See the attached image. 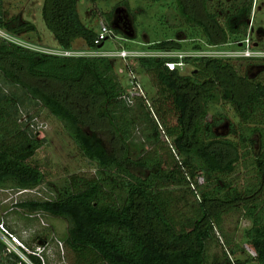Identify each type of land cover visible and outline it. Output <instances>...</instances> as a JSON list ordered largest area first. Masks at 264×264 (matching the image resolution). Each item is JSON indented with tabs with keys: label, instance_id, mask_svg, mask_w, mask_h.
Segmentation results:
<instances>
[{
	"label": "trees",
	"instance_id": "trees-1",
	"mask_svg": "<svg viewBox=\"0 0 264 264\" xmlns=\"http://www.w3.org/2000/svg\"><path fill=\"white\" fill-rule=\"evenodd\" d=\"M78 1L43 0L42 19L62 49H74L79 39L87 48L97 49L103 41H97L99 32L82 21ZM175 1L181 16L189 25L200 27L210 45L245 34L253 4V0H232L221 17L200 0L204 16L200 17L193 0ZM12 21H6L0 11V29L12 34L35 31L31 22H20L18 17ZM180 48L174 40L152 46L165 51ZM167 60L149 56L139 57L137 63L152 80L156 89L152 109L181 156L171 170L161 160L133 161L126 152L118 157L98 133L96 123L108 126L125 147L136 124L132 108L144 102L137 99L133 106L124 102L125 89L112 59L45 53L0 39L1 81L22 87L21 95L0 91V189H36L44 183L38 167L26 161L44 139L28 136L17 121L18 106L27 101L46 108L81 154L96 164L91 177L72 175L60 188L46 185V198H29L15 205L67 219L68 235L62 240L74 253L75 263L205 264L206 241L212 238L213 228H221L222 215L236 209L251 220L244 237L254 251L252 260L264 264V79L239 75L229 59L187 57L186 64L192 66L188 74L169 70ZM220 99L236 114L237 140L215 132L220 120L207 119L208 106ZM143 116L147 118L146 113ZM149 125L155 135V123ZM236 133L230 127L229 134ZM257 142L259 152L246 164L256 168V183L239 188L227 182L225 178L249 154L248 147ZM178 164L199 192L198 215L179 229L168 215L165 189L187 184ZM199 175L204 178L201 184ZM26 255L40 264L34 255ZM0 264L27 263L7 252L0 239Z\"/></svg>",
	"mask_w": 264,
	"mask_h": 264
},
{
	"label": "rangeland",
	"instance_id": "rangeland-1",
	"mask_svg": "<svg viewBox=\"0 0 264 264\" xmlns=\"http://www.w3.org/2000/svg\"><path fill=\"white\" fill-rule=\"evenodd\" d=\"M231 2L232 0H205V7L209 12H216L222 17ZM42 3L43 0H0V11L6 21L13 22L12 17H18L20 22L28 21L35 25V31H21L18 34L0 29V39L45 53L66 55H97L123 48L141 53H155L160 50L152 49V46L165 40H174L179 43L181 48L177 51L184 53L216 51L230 55L232 51H240L246 40L254 50L264 52V0H253L245 34L235 39L230 38L218 45L208 44L201 28L191 26L185 21L175 0L156 2L151 0H79L77 9L82 21L97 32L105 25L111 30L112 36L102 42V46H98L97 49L87 48L79 39L72 50H65L57 45L53 34L42 19ZM193 6L197 15L204 17L200 0H193ZM196 45L200 48H194ZM109 58L112 59L115 73L124 89L129 88L128 80L131 75H134L144 90L145 98H143V103L138 102L132 108L131 115L136 124L132 137L125 147L112 135L108 126L96 123L98 133L104 139L107 148L118 157L126 152L133 161L147 157L151 161L161 160L163 167L168 170L176 169L174 163H179L181 156L175 150L172 138L166 135L164 125L152 109L156 89L153 87L151 78L140 69L137 63L138 57ZM226 58L239 75L250 80L264 79V57L225 56L224 59ZM191 70L192 66L186 65L181 72L188 74ZM38 84L42 83L39 81ZM0 91L6 94L15 92L21 95L22 87L2 82L0 72ZM22 113L37 115L38 123L43 125L37 139H44V142L26 159L32 166L38 167L44 175V183L36 188L40 196L47 195L46 185L56 189L62 187L72 175L88 178L96 173V164L81 154L60 121L46 108L40 105H30L26 101L18 106V115ZM143 113L147 114V118L143 116ZM86 117L90 116L86 115ZM211 118L220 120L214 127L217 134L228 135L234 140L238 139L240 127L229 103H224L220 99L217 103L210 104L207 119L211 120ZM150 123L156 125L155 135L151 132ZM232 126L237 132L234 135L229 134ZM248 149L249 154L240 159L236 172L225 178L227 182L231 181L239 188L254 184L257 180L256 168L246 166V164L249 163L250 157L253 158L258 154L259 143H255ZM178 165L187 184L182 182L180 186L171 185L165 189L169 200L168 215L179 229L182 225L187 226L198 215L199 192L188 180L186 169ZM197 180L200 184L204 182L201 175ZM16 192L17 189H0V224L22 243L25 247L24 254L30 250L40 249L43 250L50 264H77L74 253L62 240L68 235L67 219L15 207L14 200L21 197L17 196ZM22 197L33 196L27 193ZM250 225L251 220L245 218L236 209L224 213L221 228L214 227L212 238L206 241L205 264H258L252 260L254 251L244 237V232ZM0 237H3L1 233ZM231 248H236V252L232 253ZM21 253L20 249L18 256L24 261L23 253Z\"/></svg>",
	"mask_w": 264,
	"mask_h": 264
},
{
	"label": "built area",
	"instance_id": "built-area-1",
	"mask_svg": "<svg viewBox=\"0 0 264 264\" xmlns=\"http://www.w3.org/2000/svg\"><path fill=\"white\" fill-rule=\"evenodd\" d=\"M111 30L103 25L98 33V39L97 41H105L109 37H111ZM66 55V54H64ZM96 56H106V57H114V58H121V59H127L129 57H162V58H168L170 60L165 61V65L169 70H175L179 69L182 70L187 64L185 62V58L187 57H209V58H221L224 59L225 56H234V57H242V58H258V57H264V52L259 50H254L251 45H249V42L247 40L244 42V46L240 51H232L230 55L220 54L216 51L211 52H205L201 53V51H196V53L193 52H180L177 50H160L155 53H141L133 50H126L125 48L118 50V51H109L107 53H98ZM227 59V58H226ZM129 88L125 90V92L122 95V99L128 106H133L137 99H143L145 98L144 90L137 80V78L134 75L130 76V79L128 80ZM18 124L21 125V129L26 132L28 136L35 135L36 138L38 137V133L42 128V124H39L37 121V115H34L33 113H27L18 116ZM16 195H23V194H31L30 198L36 199V198H46V196H40V192L38 189H17ZM27 197V196H26ZM24 197L23 201H25L26 198ZM20 200V201H21ZM16 203V199L14 200ZM13 202V203H14ZM0 233L3 235V237H0V239L4 242L6 246L7 252H14L18 255V252L22 251L24 256V261L27 264H34L26 254H31L37 257L40 261V264H50L46 256L43 254V250L37 249V250H30L27 251L28 253L24 254L23 249L25 247L22 245V243L12 234L10 233L2 224H0ZM7 235V236H6ZM21 253V254H22ZM58 264V263H54Z\"/></svg>",
	"mask_w": 264,
	"mask_h": 264
},
{
	"label": "clouds",
	"instance_id": "clouds-1",
	"mask_svg": "<svg viewBox=\"0 0 264 264\" xmlns=\"http://www.w3.org/2000/svg\"><path fill=\"white\" fill-rule=\"evenodd\" d=\"M103 42H104V41H103ZM101 44H102V43H101ZM17 196H21V197H20L21 199L24 198V197H22V195H17ZM20 198H19V199H16V203H15V202L13 203L14 206H15L17 203L23 201V200H21ZM20 200H21V201H20Z\"/></svg>",
	"mask_w": 264,
	"mask_h": 264
},
{
	"label": "water",
	"instance_id": "water-1",
	"mask_svg": "<svg viewBox=\"0 0 264 264\" xmlns=\"http://www.w3.org/2000/svg\"><path fill=\"white\" fill-rule=\"evenodd\" d=\"M101 46H102V44L99 45V47H101Z\"/></svg>",
	"mask_w": 264,
	"mask_h": 264
},
{
	"label": "crops",
	"instance_id": "crops-1",
	"mask_svg": "<svg viewBox=\"0 0 264 264\" xmlns=\"http://www.w3.org/2000/svg\"><path fill=\"white\" fill-rule=\"evenodd\" d=\"M44 226V225H43Z\"/></svg>",
	"mask_w": 264,
	"mask_h": 264
}]
</instances>
